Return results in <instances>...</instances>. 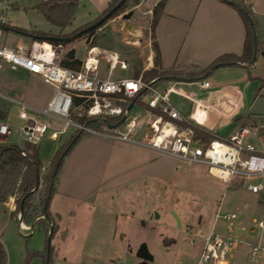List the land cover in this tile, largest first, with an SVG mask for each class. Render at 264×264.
<instances>
[{"label": "rangeland", "instance_id": "rangeland-1", "mask_svg": "<svg viewBox=\"0 0 264 264\" xmlns=\"http://www.w3.org/2000/svg\"><path fill=\"white\" fill-rule=\"evenodd\" d=\"M39 1L41 0H0V21L4 20L7 26L27 31L71 35L80 26L96 20L101 15L98 6L85 0H79L70 24L63 29L59 28L60 30L56 29V26L54 29L34 8ZM139 1L142 0L127 1V9L122 14L131 11L133 14L130 19L123 20L120 14L105 22L92 36L72 38L69 44L63 46L64 54L73 50L75 57L83 60L85 48L94 46L118 52L127 61V71H120L117 68L109 78L106 64L99 61L96 75L100 79L127 78L132 76L135 69L139 67L142 72L146 63L147 43H150V20L145 24L149 15H142L144 13L142 11H145L143 6L132 9L133 5ZM180 1L165 0V3L170 6L169 10L176 11L179 19L182 20L177 21L168 17L162 19L167 20L166 24L161 23L163 28L168 26L173 32L170 35L174 36V39H169L166 45L161 42V47L165 46L166 55V62L162 63L167 68L172 63L171 60H167V57L175 56L178 51L187 53L191 47L189 38H191L190 33L195 23H192V16L188 18L190 7L186 11L181 9L178 6ZM225 1L242 4L248 10L253 9L259 19L256 22V37L260 42L261 50H264L262 49L264 0ZM126 24L140 27V35H133V28H126ZM207 36L210 37V33ZM19 40L26 45L33 42L11 31H2L1 42L4 45L12 47ZM213 58L198 59L201 65L206 66ZM249 71L257 77L253 82L258 85V90L262 86L259 92L261 97L253 105L252 111L264 115V57H259L257 62L250 66ZM225 72L215 71L208 76L207 81L213 87L228 83L230 80ZM21 75L22 73L18 72L17 75L3 65L0 69V82H5L11 90L3 91L0 87V93L18 100L20 88L15 86V81L21 78ZM23 76L27 77L25 74ZM35 84L36 89H42L44 86L40 80ZM164 85L168 84L166 82L160 84L157 90L160 91ZM183 89L186 90V88ZM171 100L177 102L174 97ZM0 106L6 111L4 122L10 129V134L5 140L0 138V141L4 140L0 145L24 147L19 131L23 122L17 118L19 110L33 114L38 120L49 123L53 129L59 130L63 126L62 122L33 113L26 107L21 109L20 104L1 97ZM190 111L184 116L186 120L192 119V111ZM94 128L102 134L113 133V131L106 130L104 124L96 125ZM50 132L36 145L42 164L41 174L51 169L52 159L56 158L62 146L76 133L69 128L52 140L49 139ZM250 183H257V180H252ZM247 184L248 182L243 179L241 182L233 181L226 185L209 175L207 166L202 163H190L165 153L112 138L83 134L63 157L55 186L58 193L53 194L50 204L51 211L58 208L62 215L63 228L69 229L68 244L78 245L81 250L92 253L94 249H97L104 255L105 250H110L113 252L110 255L115 264L144 263L137 256L142 246L146 247L152 257V261L145 264H196L203 239L210 233L241 242L236 249L226 254L225 259L228 264H264V255L259 254L254 259L248 257L247 245L256 243L260 236L257 224L264 219V203L257 195L246 190ZM106 186L113 187L109 194L115 198L118 209H121L120 214L112 215L109 220V224L114 225L116 236V246H108L110 249H105L104 245L101 246L97 242L99 238H97V231L93 224L94 215L91 220L89 209L85 205L81 210L78 208L83 204L82 201L92 203L96 198V191ZM14 200V198H8L6 202L0 203V241L5 253V264H54L53 248L59 242V236L53 234L48 246V231L43 224L31 222L25 226V229L19 228V214L16 218H10V214L16 207ZM75 209V215L70 217L69 212ZM230 214H234L235 218L229 221L223 219L224 216ZM85 220L91 222L85 224L86 238L80 239L71 232L70 228L76 223L80 226ZM235 229H241L240 233H236ZM120 237H123L124 245L119 249L117 246H119ZM261 240L264 242V229L261 233ZM68 244H61V247H67ZM48 247L52 251L50 254L48 252L46 260ZM86 256L85 264L94 263V260L87 259Z\"/></svg>", "mask_w": 264, "mask_h": 264}, {"label": "built area", "instance_id": "built-area-1", "mask_svg": "<svg viewBox=\"0 0 264 264\" xmlns=\"http://www.w3.org/2000/svg\"><path fill=\"white\" fill-rule=\"evenodd\" d=\"M155 1L154 4L147 0L141 1L145 8L144 15L150 16L152 8L160 0ZM0 24V69L4 65L11 70H23L39 76L51 86L54 93L38 114L63 123L59 130L53 129L49 123L40 121L25 111H19L17 118L23 122L19 131L24 144L38 145L49 131V139H56L57 135L69 128L76 132L104 135L190 163H202L207 166L209 175L226 185L244 179L248 182L246 190L257 195L264 203V116L253 117L234 133L218 137L207 145L195 143L192 131L177 124L189 121L170 104L168 94L173 91L172 87L158 91L153 85L154 79L144 83L141 76L108 79L117 68L120 71L128 70L127 61L118 52L94 46L85 48L84 59L80 60V70L73 71L60 65L64 54L61 45H45V42L36 40L29 45H4L1 35L5 21L1 20ZM99 61L106 64L107 79H100L96 75ZM146 70L147 67L144 66L142 72ZM202 87L208 88V82H203ZM139 97L146 108L142 109L134 103ZM129 104L132 106L127 109ZM155 110L161 113L157 114ZM82 117L103 122L105 129L113 133L97 132L94 127L79 122L78 119ZM106 117H121L123 124L119 127L107 125ZM9 134V126L0 123V138H7ZM252 180H257V183H250ZM234 218V214H230L223 219L229 221ZM19 228L26 227L19 224ZM257 228L260 236L256 243L247 245L250 259L259 254L264 255V242L261 240L264 219L258 222ZM240 244L239 240L210 233L203 239L196 264H228L226 254Z\"/></svg>", "mask_w": 264, "mask_h": 264}, {"label": "crops", "instance_id": "crops-1", "mask_svg": "<svg viewBox=\"0 0 264 264\" xmlns=\"http://www.w3.org/2000/svg\"><path fill=\"white\" fill-rule=\"evenodd\" d=\"M87 2L93 3L99 8V12L101 13L108 5V3L112 0H85ZM151 4H154L155 0H147ZM230 3H234L232 1H221V0H181L178 6L185 11L188 10V18L192 16V23H195L194 28L192 30L190 44L191 47L187 53L177 52L175 56L171 58L167 57V60H171V65L167 68L163 61L166 62L165 58V46L161 47V42L163 45H166V42L172 40L174 37L173 32L167 28H163L162 24H166L167 20H162L164 17H168L173 20H180L176 11H170V6L168 3L164 4L162 13L160 14L156 27L154 29V39L157 44L159 55H160V67L162 70H168L169 68L180 65V66H195L198 70L204 69L208 66L214 59L223 55V54H235L240 55L243 50V43L245 39V28L241 17L237 13L235 9L230 6ZM238 4V3H235ZM141 1L135 3L132 9H136L138 7H142ZM194 7V8H193ZM145 10V8H144ZM250 11L253 13L255 21L258 22L259 19L256 16V13L250 8ZM144 12V11H142ZM99 13V14H100ZM144 13H142L143 15ZM236 15V16H235ZM148 16V15H146ZM238 17V18H236ZM190 18V20H191ZM150 20V16L147 17L146 21ZM163 21V22H162ZM211 21H214L213 23ZM161 24V25H160ZM257 25V23H256ZM54 29L55 26L51 25ZM126 28H133V35H140L141 28L133 24H126ZM58 27H56L57 29ZM162 28V29H161ZM59 29V28H58ZM60 30V29H59ZM50 31V30H49ZM210 33V37H206ZM52 34V33H51ZM189 34V35H190ZM18 35V34H17ZM21 36V35H20ZM188 36V35H187ZM212 36V37H211ZM23 38H27L23 36ZM174 39V38H173ZM199 41H201L199 43ZM151 43V42H150ZM147 43L148 50L146 55V63L144 66L147 67V70H150L153 67V57L154 53L151 48V44ZM262 43V42H261ZM26 45L21 40H19L16 45ZM198 44V45H197ZM196 47V49H194ZM262 49H264V44ZM264 50H260L258 55L256 56L255 63L257 62L260 56V53ZM216 56V57H215ZM214 57V58H213ZM198 58H213L209 64L201 65L200 60ZM254 63V64H255ZM253 64V65H254ZM6 68H8L6 66ZM249 68L244 67L243 65H235V66H227L217 69L216 71H226V76L229 78L230 82L222 84L220 86L211 85L206 77H200L199 79H195L193 81H178L172 79H163L162 83L166 82L168 85H164L160 91H164L170 87L172 90L168 94V100L170 104L177 109L183 117L192 111V119L187 120L190 123H195L204 127L206 130H209L219 137H225L234 133L241 122L248 116L250 117L248 121H250L255 116H264L261 113H255L252 111L253 105L256 103L259 96L261 88L258 90V85L253 82L256 80V76L252 75L249 71ZM9 69V68H8ZM227 69V70H221ZM18 75L22 73L21 78L16 79L15 86L20 88L19 99L14 100L8 96H5L0 93V97L5 100L14 101L21 105L22 107L28 108L29 111L33 113H38V111L44 109L47 102L51 99L53 95V89L48 84L44 83L42 79L30 73H27L23 70H11ZM215 72V71H214ZM223 73V72H222ZM27 75L23 76V75ZM249 77L253 79H249ZM40 80L43 82V87L35 88L37 81ZM208 82L209 87L203 88L202 83ZM161 82L155 84L157 88ZM14 84V83H13ZM12 84V86H13ZM0 87L5 90H11V87H8L5 82H0ZM183 88H186L184 90ZM174 97L177 102L171 100ZM0 110L6 112L1 108ZM24 111V110H19ZM190 111V112H191ZM30 116H34L31 113H28ZM243 119V120H242ZM54 120V119H53ZM246 121V120H245ZM0 123H5L4 121H0ZM103 138H110L104 135H97ZM113 139V138H112ZM5 140V138H4ZM4 140L0 141L2 143ZM116 140V139H115ZM121 141V140H118ZM125 142V141H122ZM129 143V142H126ZM133 144V143H130ZM136 145V144H133ZM7 146V145H0ZM143 147V146H142ZM113 187L106 186L98 189L96 192V198L92 201V203H87L82 201L78 208L81 210L85 205L87 209H89L90 218L94 219V227L96 228L97 235L99 238L98 243L101 246L104 245L105 249H110L108 246H116L115 242V230L114 225L109 224V220L112 215L116 216L117 213L120 214V210L118 209V204L115 202V198L111 197L109 192H112ZM61 192V190H60ZM65 192V191H64ZM54 193H58L55 187ZM53 193V194H54ZM62 193V192H61ZM59 195V194H58ZM53 196V195H52ZM66 196V195H64ZM52 198V197H51ZM51 201V200H50ZM77 209V210H79ZM48 211L52 216L54 223L56 225L55 233L59 236V242L56 243V246L53 248V252L55 253L54 264H85L84 260L85 256L89 255L90 258L87 259L94 260V263L87 264H115L113 257H111L110 250H105V255L102 254L100 250L94 249L92 252H87L85 250H81L78 245H70L68 244L67 237H69V229L63 228L61 225V214L58 211V208L51 211V204L49 202ZM76 213L72 210L69 212L70 217H73ZM91 218V220H93ZM91 221L85 220L82 221L79 226L76 223L74 226L70 228L71 232L76 236H79L80 239L86 238V229L85 224ZM112 222V221H111ZM114 224V222H113ZM241 229H235L236 233H240ZM82 233V234H81ZM123 235V234H122ZM123 237L119 238V246L117 248L123 247ZM192 243L194 241H191ZM67 243V247H61V244L64 245ZM203 246V243H202ZM107 247V248H106ZM72 248V249H71ZM202 249V247H201ZM103 250V248H102ZM201 252V250H200ZM91 253V254H89ZM71 254V255H70ZM94 255V256H93Z\"/></svg>", "mask_w": 264, "mask_h": 264}, {"label": "trees", "instance_id": "trees-1", "mask_svg": "<svg viewBox=\"0 0 264 264\" xmlns=\"http://www.w3.org/2000/svg\"><path fill=\"white\" fill-rule=\"evenodd\" d=\"M79 0H41L34 8L41 13L45 19L53 26L60 29L65 28L70 24L73 17L75 7ZM121 0H112L108 3L107 7L101 12V15L94 21L80 26L71 35L51 34L41 31H27L16 27L2 25V31H11L15 34L25 36L31 40L44 41L52 45L66 46L72 40L71 36L78 34L76 37L92 36L94 32L105 24V22L114 19L127 9V1L123 2L117 9L110 15L108 12L116 6ZM224 1V0H221ZM165 0H160L152 8L150 16V44L154 53L153 67L141 73V68L135 69L131 77L137 78L141 76L144 83L155 80L153 85L163 79H172L178 81H193L203 77L205 79L219 68L235 65H243L248 68L253 66L255 60L254 55H258L261 50L260 42L256 37V21L253 13L244 7L242 4L230 3V6L237 11L245 28V39L243 43V50L240 55L223 54L214 59L208 66L202 70H198L195 66H180L175 65L168 70H162L160 67V55L157 44L154 39V29L156 27L158 18L162 13ZM100 22V23H98ZM94 26V27H92ZM75 37V38H76ZM253 60V62H252ZM60 65L66 69L73 71L80 70L81 61L75 57L74 51H67L60 61ZM249 79H253L249 77ZM143 94V93H142ZM135 104L142 109L146 108L140 102V97L134 101ZM127 106V105H126ZM124 106V107H126ZM155 113L160 114L159 110ZM6 112L0 110V121H4ZM164 119H168L163 116ZM250 117H246L241 125L249 122ZM243 120V119H242ZM246 120V121H245ZM79 122L86 124L89 127L102 125L103 122H96L93 119H86L84 117L78 119ZM105 124L119 127L123 124L121 117L119 118H105ZM179 127L190 129L192 131V139L195 143L203 145L209 144L219 136L209 130L200 128L190 122L177 123ZM240 125V126H241ZM86 134L84 132H76L70 140L64 144L61 150L52 159L51 169L44 174H41V160L39 158L38 148L24 144L23 148L16 145L0 146V203L6 202L8 198H14L15 210L10 214V218H16L21 212V222L24 226H28L33 222L45 209L46 215L49 217L52 225V234L55 233L56 225L52 216L48 211L49 202L55 191L57 175L62 164L63 157L71 150L73 145ZM24 153V155H21ZM57 166L56 173L53 175V170ZM35 223H41L48 231L49 226L44 219H37ZM49 248V254L52 249ZM44 257V256H43ZM0 264H5V253L0 241Z\"/></svg>", "mask_w": 264, "mask_h": 264}, {"label": "water", "instance_id": "water-1", "mask_svg": "<svg viewBox=\"0 0 264 264\" xmlns=\"http://www.w3.org/2000/svg\"><path fill=\"white\" fill-rule=\"evenodd\" d=\"M125 1H126V0H121L116 6H114V7L108 12L107 15L112 14V13L117 9V7H119V5H121V4H122L123 2H125ZM132 14H133V13H132L131 11H129V12H127V13L122 14L121 18H122L123 20H128V19H130V18L132 17ZM98 23H100V22H98ZM92 27H94V26H92ZM77 35H78V34H75V35L71 36V38H75ZM260 56L264 57V53L261 52V53H260ZM255 59H256V55L253 56V60H255ZM253 60H252V62H253ZM131 106H132V105L129 104L127 109H130ZM122 120H123V119H122ZM108 127L112 128V126H108ZM57 166H58V165H56V167H55L54 170H53V175L56 173ZM37 219H44V220L46 221V223L48 224V226H49V229H48V239H47V244H48V246H49V241H50L51 234H52V225H51V221H50L49 217H48V216L46 215V213H45V209H43L42 214H40V215L38 216V218H36L33 222H35ZM19 224H22V222H21V212L19 213V218H18V225H19ZM30 228H32V226H31ZM48 252H49V248H47V251H46V253H47V254H46V260L48 259ZM137 256H138L141 260H143L144 263H141V264H145V263H148V262H151V261H152V257H151V255L148 253V251H147V249H146L145 246H142V247L139 249V251L137 252ZM46 263H47V262H46Z\"/></svg>", "mask_w": 264, "mask_h": 264}, {"label": "bare ground", "instance_id": "bare-ground-1", "mask_svg": "<svg viewBox=\"0 0 264 264\" xmlns=\"http://www.w3.org/2000/svg\"><path fill=\"white\" fill-rule=\"evenodd\" d=\"M136 41V40H135ZM45 45H47L46 43H44Z\"/></svg>", "mask_w": 264, "mask_h": 264}]
</instances>
